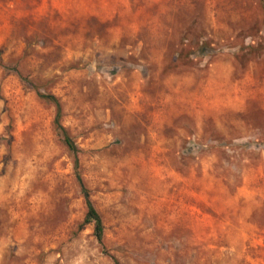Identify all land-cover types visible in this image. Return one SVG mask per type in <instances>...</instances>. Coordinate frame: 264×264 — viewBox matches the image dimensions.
Segmentation results:
<instances>
[{
	"label": "rangeland",
	"instance_id": "374dc122",
	"mask_svg": "<svg viewBox=\"0 0 264 264\" xmlns=\"http://www.w3.org/2000/svg\"><path fill=\"white\" fill-rule=\"evenodd\" d=\"M0 59V264H264V0H0Z\"/></svg>",
	"mask_w": 264,
	"mask_h": 264
},
{
	"label": "trees",
	"instance_id": "16d2710c",
	"mask_svg": "<svg viewBox=\"0 0 264 264\" xmlns=\"http://www.w3.org/2000/svg\"><path fill=\"white\" fill-rule=\"evenodd\" d=\"M205 47H206V42L204 41L198 45L197 49L200 51H204ZM0 65L4 69L9 68L8 66H5L2 63L1 59H0ZM12 68H14L16 72L21 74L18 71V69H16V67H12ZM31 84H32V88L36 91V94L41 100L45 101L46 103L54 105L55 107V116L53 119L54 129L57 135L60 137V140L62 141V143L68 149L69 153L73 156L76 177L80 184L81 192L83 194L85 205H86V212H85V215L79 227L83 228V226L87 224H92L94 236L96 237L97 241L103 246L104 229H105L104 222H103V219L100 213L98 212V210L96 209L95 205L93 204L90 198L89 190L85 187L80 177V174L78 171L79 169V158H78L79 148L77 147L72 136L67 132V130L61 123V115H62L61 104L55 95L51 94L50 92L46 90L41 89L42 85L40 83L32 82Z\"/></svg>",
	"mask_w": 264,
	"mask_h": 264
}]
</instances>
